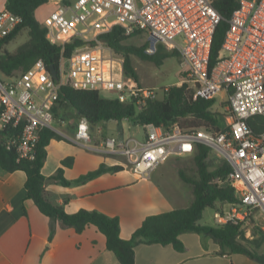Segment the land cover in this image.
I'll use <instances>...</instances> for the list:
<instances>
[{
  "label": "built area",
  "instance_id": "built-area-1",
  "mask_svg": "<svg viewBox=\"0 0 264 264\" xmlns=\"http://www.w3.org/2000/svg\"><path fill=\"white\" fill-rule=\"evenodd\" d=\"M216 1L59 0L60 7L44 20L48 40L63 51L76 40L83 45L69 59L61 60L58 79L53 78L43 60L18 76L0 78V132L9 130L3 137L6 149L15 150L19 161H33L44 129L60 135L54 127L52 107L65 85L115 94L114 100L132 102L139 108L155 100L159 90L127 78L124 58L100 39L117 27L126 37L145 34L147 55L157 54L160 45L178 52L180 86L187 84L194 89L195 99L226 94L229 126L214 133L204 129L185 131L177 125L166 130L146 124L141 140L104 136L94 149L124 157L139 180H149L169 158L191 156L198 144L207 146L231 165L221 186L232 187L239 199L229 212L216 213V221L220 225H250L257 213L264 215V129L255 134L249 125L250 119L264 117V0H239L223 44L226 56L211 68L215 32L223 20L214 6ZM22 22L20 16L1 12L0 42ZM163 90L167 92L169 87ZM68 140L88 147L93 142L88 121L81 120Z\"/></svg>",
  "mask_w": 264,
  "mask_h": 264
},
{
  "label": "trees",
  "instance_id": "trees-1",
  "mask_svg": "<svg viewBox=\"0 0 264 264\" xmlns=\"http://www.w3.org/2000/svg\"><path fill=\"white\" fill-rule=\"evenodd\" d=\"M50 0H7L6 11L20 16L22 24L7 38L0 42V75L15 77L29 70L38 60H43L48 69L52 66L59 72L60 62L69 59L82 42L76 40L65 47V51L59 45L52 44L47 38V28L44 22L36 18L37 10ZM223 20L215 32L210 66L213 68L225 58L223 44L226 33L230 27L229 20L239 6V0H218L214 3ZM27 30L29 39L26 43L11 52L7 46L14 41L19 34ZM133 37V36H132ZM131 37H126L120 28L104 34L100 39L110 47L115 54L125 60L126 77L141 85L139 75L133 66V56L144 61L154 63L161 67L170 57L179 56L176 51H169L160 45L157 54L149 56L145 53L148 43L142 47L126 45L125 42ZM162 91V90H161ZM195 90L187 84L173 86L167 92H159L155 100L147 101L143 108L135 103H121L114 99H105L97 91L75 89L69 85L62 86L59 97L52 107L56 119L69 121L72 115H60L61 109L67 107L75 111L76 124L85 119L92 129L100 124L117 122L119 131L123 134L122 125L130 122L133 125L154 124L166 130L172 126H179L182 130H200L218 133L223 128L220 124L219 114L213 111L216 98L199 96L194 98ZM74 123V124H75ZM249 125L255 134H260L264 129V117H254L249 120ZM9 133L6 129L0 132V167L12 173L18 170L27 175L26 189L27 199L32 200L39 210L51 220L52 241L55 233V224L58 222L64 228H72L81 234L90 226H96L107 238V248L113 252L120 264H136L135 248L139 244L171 245L178 252L185 250L180 236L185 233H196L212 239L221 248L218 254L224 255V250L229 249L232 254L245 255L253 261L264 264V253L259 250L264 242V232L260 228L254 230V234L261 235V239L248 241L252 246L240 242L244 238L242 225L233 223L218 226H202L199 221L208 208H215L217 203L235 205L239 199L235 190L230 187H222L228 174L232 170L231 165L224 161L218 166L211 168L209 160L211 149L198 144L193 154L194 163L198 170V179L193 180L181 172V178L193 185L194 201L186 209L172 210L158 215L148 216L129 240L121 237V222L119 217H110L98 211L82 209L75 214L66 212L63 206L54 205L46 194V177L43 168L47 160V148L52 140H62V136L51 129L41 132L35 160H18L15 150L8 151L4 145L3 137ZM71 159V158H70ZM64 160L62 165L68 166L69 160ZM123 167H108L102 164L97 170L80 177L76 181H69L64 177V169L60 168L56 174V180L64 187L73 183H86L105 173L123 171ZM219 180V182H218Z\"/></svg>",
  "mask_w": 264,
  "mask_h": 264
},
{
  "label": "crops",
  "instance_id": "crops-1",
  "mask_svg": "<svg viewBox=\"0 0 264 264\" xmlns=\"http://www.w3.org/2000/svg\"><path fill=\"white\" fill-rule=\"evenodd\" d=\"M1 3L0 0V13L6 10L7 0ZM59 113L72 115L69 121L62 117L56 119V124L61 123L60 128L74 136L78 129L75 111L67 107ZM107 125L103 123L93 129L96 132H92L93 145L88 147L75 146L71 142L68 144L63 137L62 140L51 141L42 171L46 177V194L51 203L63 206L69 214L85 209L119 217L121 237L129 240L148 216L180 208L176 197L172 199L158 194L150 187L140 193L136 189L139 184L150 181L157 169L152 172L149 180H139L136 183L121 182L119 177L122 173H128L131 178L136 177L131 171H126L124 157L109 156L94 149L102 140L99 129L104 132V136H110L104 129ZM113 135L125 137V134L120 133L118 124ZM67 159H70V165L63 166V161ZM102 164L124 169L116 173H105L86 183H73L69 187L62 186L55 177L57 171L63 168L64 177L73 182L97 170ZM26 182L27 175L24 171L10 173L0 167V264H120L115 254L108 250L106 236L94 225L88 226L83 233L78 234L74 229L64 228L57 222L56 233L50 241L51 220L32 200L27 199ZM193 201L194 194L188 203L190 205L184 209L190 207ZM138 203L143 205L142 213L137 211ZM124 209L128 215L123 213ZM253 220L252 227L262 229L264 215L257 213ZM254 235V230L252 235L251 229L246 233L247 238L254 239ZM180 239L185 246L183 252L176 251L171 245L139 244L135 248L136 264H189L210 255V250H205L201 237L196 233L182 234ZM187 240L190 246L187 245ZM211 243L215 246L213 252H220L221 249H216L220 246L212 239ZM259 252L264 253V245H261ZM232 258L230 257L229 264H235Z\"/></svg>",
  "mask_w": 264,
  "mask_h": 264
},
{
  "label": "rangeland",
  "instance_id": "rangeland-1",
  "mask_svg": "<svg viewBox=\"0 0 264 264\" xmlns=\"http://www.w3.org/2000/svg\"><path fill=\"white\" fill-rule=\"evenodd\" d=\"M57 1L59 0H52L51 2L43 5L37 10L36 18L41 23H43L44 20L51 13H53L60 7L61 4L60 2ZM62 1L66 2L68 0H62ZM1 2H2L1 4H3L6 2V0H1ZM28 39H29L28 31L23 30L19 34V36L7 46V50L11 52L16 51V49L21 45H23L24 43H26ZM145 43H147V36L145 34L134 35L125 42L126 45L135 46L139 48L142 47ZM116 55L122 57L118 54ZM132 61H133V66L139 75V81L142 86L147 88H155L159 90V92L161 93L163 89L167 87L171 88L173 86H180V82L182 80V75H181L182 66L180 64L179 56L170 57L164 62V64L161 67H157L154 63L149 61H144L136 56H133ZM66 69H68V65H66ZM0 78L4 80L6 77L0 75ZM101 97L105 99H114L116 95L111 93H101ZM227 106L228 104H227L226 94L220 93L216 98V104L213 108V111L219 114L221 119L220 124L223 129L229 126V122L227 120V117L229 116V113L227 111ZM106 124L108 125L104 128L105 131L109 135L115 134V129L117 127V124L114 121ZM60 125L61 123L57 122V124L55 123L54 127L60 130V135L63 136L64 139H66L65 142L71 144L69 143L70 141L68 140V138L73 137V135L61 129ZM123 128H124L123 135L125 134L126 137H134L141 140L144 138L146 134L145 129L141 125H132L130 122L128 123L124 122ZM91 132L94 133L95 131L91 128ZM103 137H104V132L100 134V138L102 139ZM74 145L79 146L77 144ZM209 160L212 163L211 168H214V166H218L225 161L223 158L217 156L216 153H212V152L209 155ZM124 162L127 167L126 171H130L126 159ZM181 172L189 179H193V180L198 179V170L194 163L193 156H185V157L173 156L169 158L166 162L158 166L156 172L153 174L150 181H146L145 183L142 184L137 183L139 185L137 186L136 189L139 190L138 192L140 193L144 191V189H146L147 187H150L151 189H155L158 194L166 195L172 199L176 197L178 198L175 199L176 201H178L177 202L178 207L180 209H184L186 206L190 205L188 203L193 199V193H192L193 185L186 183L181 178ZM119 178L122 183H125L127 181H129L128 183L139 182V179L137 177L131 178L128 175V173L126 174L122 173ZM133 189L134 188H132V190ZM181 202H185V203L181 204ZM231 206L232 205L217 203L215 208L206 209L203 213L202 219L199 221V225L214 226V227L220 225L216 221V217H215L216 213H227L230 211ZM123 211L124 214L128 215L126 213V209H124ZM137 211L139 213L143 212L142 204L138 203ZM253 223L254 220L252 219L249 224L251 225ZM257 223L260 224V221H258ZM250 225L243 226L245 239H239L240 242L248 246H252V245L248 243L247 240L253 241L259 238L261 239V235L259 234H255L254 239H252L251 237L247 238L246 233L249 229H251L253 235V230L259 228L257 226H255L256 228H253ZM200 237H201V243L205 248V250L206 249L210 250L209 252L210 255L207 257H203L202 259L193 261L192 263L189 264H229L230 257H233L232 259L235 264H258L257 262L252 261L251 259H249L244 255H240V254L231 255V251L229 249L224 250V255L214 253L212 249L215 246L213 243H211V239L205 236H200ZM189 244L190 243L187 240V245L190 246ZM262 245H264V242ZM216 249L219 251L221 248L217 247Z\"/></svg>",
  "mask_w": 264,
  "mask_h": 264
},
{
  "label": "water",
  "instance_id": "water-1",
  "mask_svg": "<svg viewBox=\"0 0 264 264\" xmlns=\"http://www.w3.org/2000/svg\"><path fill=\"white\" fill-rule=\"evenodd\" d=\"M49 72L51 73V75L53 76V78L58 79V71L56 70V68L54 66H52L49 69Z\"/></svg>",
  "mask_w": 264,
  "mask_h": 264
}]
</instances>
